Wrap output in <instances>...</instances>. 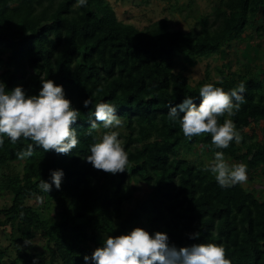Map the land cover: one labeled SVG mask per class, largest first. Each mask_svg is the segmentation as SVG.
<instances>
[{"label":"trees","instance_id":"16d2710c","mask_svg":"<svg viewBox=\"0 0 264 264\" xmlns=\"http://www.w3.org/2000/svg\"><path fill=\"white\" fill-rule=\"evenodd\" d=\"M171 7L186 9L184 18H192L194 25L174 28L163 16L138 28L119 21L105 0H87L82 7L77 0H0V81L7 90L21 85L27 94H36L41 79H52L80 111L71 125L79 144L66 155L34 146L32 157L20 159L17 153L34 143L23 138L6 139L0 148V195L10 197L0 224L10 225L7 239L14 251L11 256L7 246H0V264H33L34 258L36 264H85L83 255L100 246L105 235L134 227L150 235L164 232L178 247L222 243L231 264H264V196L240 183L211 189L216 181L204 164L180 155V149L196 145L213 153L217 149L210 136L188 139L167 117L168 105L185 95L198 104L203 83L227 91L243 80L245 103L230 117L241 140L220 150L247 170L264 168V137L245 131L264 119V61L236 69L226 61L216 66L218 78L206 70L195 82L177 69L182 62L215 54L226 58L229 43L243 39L251 23L264 19V0H214L209 12L194 7L193 0ZM262 28L257 27L256 36ZM88 98L92 104L85 108L82 101ZM101 100L115 105L124 121L119 132L129 162L115 174L84 159L92 135L105 131L101 126L89 135L91 112ZM13 162L21 164V171ZM57 168L64 172L60 188L40 191V179L48 180L49 170ZM132 182L147 187L143 197L134 196ZM32 199L40 207L28 202ZM49 205L59 213H44ZM34 229L44 238L39 249L31 242ZM193 233H198L195 239Z\"/></svg>","mask_w":264,"mask_h":264},{"label":"clouds","instance_id":"9594fccd","mask_svg":"<svg viewBox=\"0 0 264 264\" xmlns=\"http://www.w3.org/2000/svg\"><path fill=\"white\" fill-rule=\"evenodd\" d=\"M86 3L87 0H77L80 7ZM245 91L243 80L227 91L217 84L203 83L198 88V104L194 96L185 95L179 103H170L167 107L169 121L178 123L186 138L201 134L210 136L211 146L217 150L203 169L210 172L222 188L243 184L248 179L247 165L230 163L220 150L227 148L230 142L241 140L230 117L245 103ZM91 104L89 98L82 101L85 108ZM116 109L104 100L95 103L89 119V135L101 126L105 131L92 135L88 155L84 157L93 168L111 174L125 171L129 162L119 132L124 121L116 114ZM79 114L66 98L63 86L52 79H41L36 94H27L21 85L7 90L5 83L0 81V148L6 139L15 143L23 138L34 143H28L17 153L20 159L32 157L34 146L44 152L53 150L66 155L79 144L77 131L71 127ZM218 117H224L223 121ZM63 176L62 169H50L48 180L39 181L40 191L47 193L52 187L59 189ZM197 236L198 233L190 234L193 239ZM82 259L85 264H231L222 243L208 241L178 247L168 242L166 233L154 231L150 235L141 227L115 236L105 235L102 244ZM33 264H36L35 258Z\"/></svg>","mask_w":264,"mask_h":264},{"label":"rangeland","instance_id":"374dc122","mask_svg":"<svg viewBox=\"0 0 264 264\" xmlns=\"http://www.w3.org/2000/svg\"><path fill=\"white\" fill-rule=\"evenodd\" d=\"M111 8L114 9L116 17L119 21L133 24L138 28H143L148 23L167 16L169 19L170 26L174 28H180L183 30H189L194 25L192 18H184L186 9L178 11L171 7V4L185 5L190 0H147L141 2L140 0H105ZM214 0H193V6L198 8L200 11L209 12L213 5ZM31 29L33 26L29 25ZM261 26V36L258 37L257 27ZM252 34V38H246V33ZM244 37L241 40H233L229 43L227 50L228 55L226 58H221L218 54L212 55L208 58H203L199 61L193 62H182L177 69L181 70L190 81H198L205 76V71L209 70L210 76L213 79L219 77L216 70V66H221L223 62L230 61L232 69L243 68L245 63L256 65L260 61H264V56H261V51L264 47V19H257L251 23L246 31L241 35ZM261 76V73L258 77ZM246 133L253 134L257 138L264 137V119L260 120L257 124H252L250 127L245 128ZM180 155L196 164H205L209 159L212 158L213 153L208 147L202 145H196L194 147H188L180 149ZM230 163L235 162L232 157H225ZM16 170L21 171V164L13 162ZM248 179L247 182L242 185L247 190L254 191L257 195L264 196V168L249 169L247 170ZM133 187V194L136 198H141L147 192V187L144 184L131 183ZM209 187L213 190L219 188L217 183L209 184ZM33 207H40L39 201L32 199L28 201ZM10 205V197L8 194L0 195V220L4 219V214L1 212ZM42 209V208H41ZM43 211V210H42ZM44 213L46 214H58L52 205L44 207ZM11 231L10 225L0 224V246H7L8 254L14 255L13 247L10 246L7 239L9 232ZM31 242L39 248L44 243V238L41 231L34 229L32 232ZM28 243V242H27ZM26 243L24 242L25 245ZM7 262V259L4 263Z\"/></svg>","mask_w":264,"mask_h":264}]
</instances>
